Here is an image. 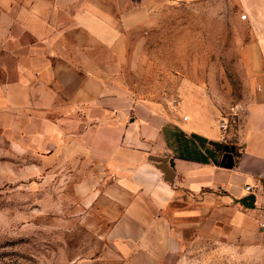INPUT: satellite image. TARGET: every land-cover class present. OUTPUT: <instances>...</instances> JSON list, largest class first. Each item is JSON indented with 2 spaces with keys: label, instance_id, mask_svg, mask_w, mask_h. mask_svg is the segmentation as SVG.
Segmentation results:
<instances>
[{
  "label": "crops",
  "instance_id": "crops-1",
  "mask_svg": "<svg viewBox=\"0 0 264 264\" xmlns=\"http://www.w3.org/2000/svg\"><path fill=\"white\" fill-rule=\"evenodd\" d=\"M162 1L0 0V124L31 119L25 131L37 133V147L51 146L43 156L64 142L95 167L83 182L89 210L95 205L106 234L130 246L121 264H158L191 235L249 237L264 226V211L241 202L251 194L245 184L264 183V94L247 105L226 168L211 144L220 132L199 103L141 101L125 83L127 67H137V32ZM263 46L243 47L258 84Z\"/></svg>",
  "mask_w": 264,
  "mask_h": 264
},
{
  "label": "rangeland",
  "instance_id": "rangeland-1",
  "mask_svg": "<svg viewBox=\"0 0 264 264\" xmlns=\"http://www.w3.org/2000/svg\"><path fill=\"white\" fill-rule=\"evenodd\" d=\"M258 39L264 42V0H163L154 22L137 32V67H127L125 83L141 101L199 103L212 127L220 118L228 124L218 131L232 146L247 105L264 94L243 56ZM30 121L0 124V264H121L130 246L106 234L110 223L95 205L89 210L83 182L95 167L64 142L57 155L43 156L50 143L37 147V133L25 131L34 129ZM215 232L188 236L158 264H264V226L249 237Z\"/></svg>",
  "mask_w": 264,
  "mask_h": 264
},
{
  "label": "water",
  "instance_id": "water-1",
  "mask_svg": "<svg viewBox=\"0 0 264 264\" xmlns=\"http://www.w3.org/2000/svg\"><path fill=\"white\" fill-rule=\"evenodd\" d=\"M213 148H215L218 151H223L224 153V166L226 168H230L232 166V158H231V152L233 151V147L229 146L227 144H222L221 142L218 141H213L211 142ZM155 160L159 161L157 167L161 170L163 173V179L167 182L172 181V176L173 172L169 168V166L163 161L162 158H154ZM241 202L247 206V207H252V202H253V196L251 194L245 195Z\"/></svg>",
  "mask_w": 264,
  "mask_h": 264
},
{
  "label": "built area",
  "instance_id": "built-area-1",
  "mask_svg": "<svg viewBox=\"0 0 264 264\" xmlns=\"http://www.w3.org/2000/svg\"><path fill=\"white\" fill-rule=\"evenodd\" d=\"M246 14L242 13L240 14V19H245ZM185 119V118H183ZM218 129L221 132H225L228 130V124L224 121V119L220 118L218 121ZM243 189L247 193H251L253 196V202L256 204L258 200V196H263V201L262 203L258 206L259 210L264 211V183L262 184V178L261 176H257L255 182L253 184H245L243 186Z\"/></svg>",
  "mask_w": 264,
  "mask_h": 264
}]
</instances>
